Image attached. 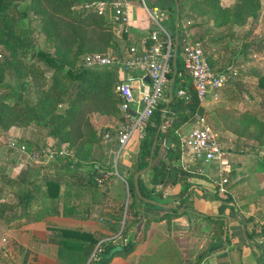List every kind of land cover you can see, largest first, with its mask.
Listing matches in <instances>:
<instances>
[{"label":"trees","instance_id":"1","mask_svg":"<svg viewBox=\"0 0 264 264\" xmlns=\"http://www.w3.org/2000/svg\"><path fill=\"white\" fill-rule=\"evenodd\" d=\"M89 1L92 0H28L26 8L19 11L18 8L11 9L15 6L12 0H0V45L8 52L0 63V133L13 125L34 123L46 129L47 134L55 137L57 142L65 143V148L72 153L73 160L70 155L60 158L61 164L69 171L68 177L73 176L72 172L82 163L89 166L85 175L73 180L43 177L41 181H36L27 179L20 172L14 177L0 173V219L3 221L25 219L37 222L56 215L87 219L90 206L94 203H87L83 197L93 195L102 181V173L108 172L109 167L103 166L102 169L98 161L90 156L92 145L101 141L104 135L103 132H95L90 115L120 117V97L114 91L116 76L111 69H87L75 66V63L85 53L104 52L108 48L120 51L133 36H128L125 31L121 39H116L106 16L82 7ZM144 3L149 7L172 10L173 14L176 4L178 21L185 11L188 16L206 18L215 26L238 24L247 17L254 18L260 6V0H234L229 5H222L220 0H176V3L174 0H144ZM19 16L26 18L27 27L36 22L37 31L43 35L51 51L36 50L31 51L28 57L25 55L23 50L27 47V37L19 35L16 24ZM176 27L171 38V47L175 35L178 41L173 80L171 82V54L163 99L157 100L145 124L143 136L136 143L134 169L126 170V173L116 169L126 183L128 200L125 206L122 204L119 212L112 210L111 213H103L111 219L109 227L103 221L102 227L110 230L105 236L99 231L48 226L46 229L50 233L45 241L55 245L54 259L57 264H86L93 248V257L88 264H106L113 256L127 255L143 240V231L134 239H127L141 219L136 201L156 210L163 208L145 203L136 196L132 175L148 164L150 145L159 125L149 166L136 178L140 196L162 201L160 191L156 189L158 186L187 180L191 175L178 162L179 131L184 123L192 120L195 113L202 114L203 109L184 72L182 60L177 57L182 35L178 34ZM136 36L144 37L145 33L136 32ZM119 40L123 41V47L117 44ZM7 66L16 77L13 87L3 82ZM256 85L264 88V75L257 78ZM178 88L184 89L187 98L176 95ZM60 104L65 107L59 109ZM240 116L237 120L241 124V133L258 144H264V121L252 116ZM104 130L110 131L107 127ZM170 143H174V146H168ZM4 191L13 194L14 203L2 200ZM95 204H99V201ZM169 217L170 214H162L154 220ZM117 223L121 227L117 235L120 241L114 239L119 228ZM103 237L105 240L100 241ZM176 258L175 246L166 237L155 251L140 255L136 264H177ZM197 260L183 264H196Z\"/></svg>","mask_w":264,"mask_h":264},{"label":"rangeland","instance_id":"2","mask_svg":"<svg viewBox=\"0 0 264 264\" xmlns=\"http://www.w3.org/2000/svg\"><path fill=\"white\" fill-rule=\"evenodd\" d=\"M12 1L15 6H12L11 9L18 8L19 11L25 9L28 3V0ZM233 1L220 0V3L222 5H229ZM130 4L132 21L137 19V22H139V25L145 32L153 24L150 23L145 12L140 9L142 6L141 1L130 0ZM147 7L149 8V6ZM156 8L158 13L162 11L166 15V19H162L160 25L171 38L173 37L176 25L178 34L182 36L187 35L189 39H197L200 41L203 55L214 71H222L227 66H231L235 70L236 75L230 77L224 84L212 93H209L199 103L203 109L202 115L211 126L220 147L232 149L248 146V150H252L255 156H261V160L264 161V144H258L251 138H248L245 133H241V124L237 120L241 117L240 115H247L252 116L254 119L264 121V88H259L256 85L257 78L264 75V0H260V6L254 18L247 17L238 24H225L222 26H215L211 21L203 17L193 18L188 16L185 11L182 12L178 23L175 24L172 10ZM16 24L19 27V35L27 37V47L23 50L27 57L31 51H51L45 43L43 35L37 31L36 22H33L27 27L26 18L19 16L16 18ZM122 42L121 40L117 42L119 47H123ZM108 49L115 50L114 48ZM7 53V50L0 45V63L3 62ZM80 57L75 63V66H81ZM177 57L179 59L181 58L179 50ZM105 69L111 68H97V70ZM113 71L117 82L122 77L121 73L117 70ZM15 81L16 77L13 71L7 66L3 76V82L13 87ZM203 104L204 106H202ZM58 107L62 109L65 105L60 104ZM90 121L96 133L103 132L104 134L101 141L92 145L90 156L98 161L102 169H104L103 166L109 167V169L108 172L102 173V183L99 182L100 184L95 189L94 194L85 196L87 199L85 197L83 199L87 203H94L90 206L89 218L100 223L101 228L104 229L102 236H105L110 233V230L102 227V224H104L103 221L105 220L108 223L106 227H109L111 219H108V214L103 213H111L114 210L115 204L112 203L114 200L117 203V210L115 211L120 210L122 204L124 207L128 200L126 183L121 178V175L114 170L117 168L119 170L121 169L120 161L122 159H126L135 166L137 140L134 137L130 138L125 146V153L123 151L117 155V133L115 128L119 122V118L93 113L90 115ZM224 121L229 123V125L227 126ZM192 123L193 119L188 120L182 126L188 129ZM105 127L110 129V131H105ZM65 147V143L57 142L55 137L47 134L46 129L39 125L34 123L13 125L6 131L0 133V173L14 177L20 172L27 179H34L36 181H41L43 177H59L58 179L60 180H73L74 177L85 175L89 166L88 164L82 163L78 169L72 172L73 176L68 177L69 171L60 162V158L63 155H70L72 158V153ZM114 163L115 169L113 166ZM129 169L132 171L134 167ZM2 200L5 202H15L13 194L5 191ZM98 201L99 204H95ZM33 208L36 209V207ZM52 219L57 226L62 225L64 221L56 218ZM23 223H28V221L21 219L6 222L0 219L1 264H26L32 258L31 252L26 247L20 246L11 237V234H8L9 229H17ZM47 224H53V222L48 221ZM117 224L119 228L114 234V239L120 241L121 239L117 235L121 227L119 223ZM48 226H45V229ZM17 231L19 234L18 238L21 242L27 239H35L27 231ZM49 233L46 229V237L44 240H46ZM102 240H105V238L103 237L100 241ZM93 252L94 248L86 264L93 257Z\"/></svg>","mask_w":264,"mask_h":264},{"label":"crops","instance_id":"3","mask_svg":"<svg viewBox=\"0 0 264 264\" xmlns=\"http://www.w3.org/2000/svg\"><path fill=\"white\" fill-rule=\"evenodd\" d=\"M131 13L129 7L128 36L141 38L135 37V33L145 32L137 19L132 21ZM185 130L187 127L182 126L179 132ZM247 148L221 147V160L191 164L187 168L191 173L187 180L158 186L161 200L173 204L171 208L156 210L136 201L141 219L127 239L132 240L143 231V240L127 255L113 256L106 264H136L140 255L155 251L166 237L175 246L177 264L192 263L196 258V264H264V161ZM120 162L123 173L134 167L126 159ZM221 177H226L227 182L225 192L218 193L217 182ZM112 203L117 210L116 200ZM162 214H170V217L154 220ZM52 218L64 220L60 227L104 231L100 223L91 218L61 215L23 223L17 229H9L8 234L31 252L32 258L26 264H57L55 245L44 240L45 226H57ZM48 221L53 224H47ZM17 230L27 231L35 239L21 242Z\"/></svg>","mask_w":264,"mask_h":264},{"label":"built area","instance_id":"4","mask_svg":"<svg viewBox=\"0 0 264 264\" xmlns=\"http://www.w3.org/2000/svg\"><path fill=\"white\" fill-rule=\"evenodd\" d=\"M140 1L142 10L153 24L145 31L144 37L132 38L120 51L108 49L104 52L85 53L80 57L81 66L84 68L97 70L105 67L121 73L122 77L114 85V91L120 97V117L115 128L117 155L125 150L130 138L134 137L137 141L142 138L145 124L157 100L163 99V92L168 83L167 74L170 71L172 39L160 25L162 19H166V15L162 11L158 13L156 7L148 8L143 0ZM82 7L92 10L97 15L106 16L116 39H121L122 33L127 31L130 0H92ZM178 49L184 71L190 79L199 103L230 77L236 75L231 66L225 67L222 71H214L206 61L201 43L197 39H189L187 35L181 36ZM145 77L148 81H145ZM175 92L177 96L187 98L184 89L178 88ZM192 119L190 127L179 133L178 162L185 169L196 162L219 161L223 156V150L204 116L195 113ZM163 145L166 146V143L163 142ZM168 146L173 147L174 143ZM113 166L115 169V163ZM226 182V177L218 180L216 188L218 193L225 192Z\"/></svg>","mask_w":264,"mask_h":264},{"label":"water","instance_id":"5","mask_svg":"<svg viewBox=\"0 0 264 264\" xmlns=\"http://www.w3.org/2000/svg\"><path fill=\"white\" fill-rule=\"evenodd\" d=\"M174 1L176 3V0H174ZM177 21H178V8H177V6L175 4L174 22L177 23ZM177 45H178V41H177V37L175 35L174 36V39H173V46H172V61H171L172 77H171V82H172L173 77H174V74H175V70H174V56H175V52H176V49H177ZM145 81H148L147 77H145ZM171 96H172V94H171V89H170V86H169V88H168V98L170 99ZM130 112L133 114L132 111H130ZM162 117H163V114L160 115V122L162 120ZM159 128H160V125L156 129L154 138H153L152 143L150 145L148 164L144 168L136 171L132 175V183H133V187H134V191H135L136 196L139 199H141L143 202L149 203V204H152V205H156V206L161 207V208H171L173 206V204H171V203H163V202H160V201L151 200V199H147V198L141 197L140 194H139V191H138V188H137V182H136L137 176L143 174L147 170V168L149 166V163L151 161L150 156H151L152 151H153V147H154L155 140H156V135H157V132H158Z\"/></svg>","mask_w":264,"mask_h":264}]
</instances>
